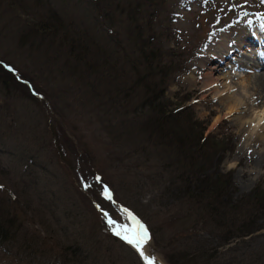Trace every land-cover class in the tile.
<instances>
[{"label":"rangeland","instance_id":"1","mask_svg":"<svg viewBox=\"0 0 264 264\" xmlns=\"http://www.w3.org/2000/svg\"><path fill=\"white\" fill-rule=\"evenodd\" d=\"M95 1L0 0V64L9 66L18 81L26 83L29 89H36L44 100L32 98L20 81L6 74L11 82L6 83L7 89L0 68V197L4 195L7 200L9 218L13 211L20 215L21 220L14 221L22 226L20 237H29L33 242L28 251L14 256L20 244L19 236L5 241L4 248H0V264H30L26 261L31 258L41 260L39 264H145L135 248L114 235L107 223L105 212L119 224H129L123 209H128L151 229L150 240L144 246L145 254L154 256L157 264H169L165 251L176 227L168 223V213L160 204L161 200L154 201L159 196L155 187L145 185L157 184L161 180L155 166L162 167L165 162L163 153L156 151V155L152 152L156 156L152 157L153 161L146 162L149 143L144 139L145 128L141 124V128L136 126L139 121L122 118L116 113L128 111L124 108L127 92L123 96L115 95V105L106 108L104 102L107 98L102 95L99 75L89 78L100 82L95 85L101 95L97 90L95 94L90 93L87 81L76 79L73 82L62 71V68L67 69L63 67L65 58L62 54V42L68 43L65 28L69 30L70 26L80 22L90 30L94 26L92 30L100 35L103 27H108L113 20L114 39L109 38L111 49L108 52L118 62L115 70L126 74L121 76L120 72H113V76L117 73L119 77L110 89L115 93L121 88L128 89L133 105L139 103L142 83H136L127 63L130 59L124 54L135 51L125 40L130 31L129 22L119 11L101 18L105 11L93 10L94 3H98ZM104 1V7L108 2L119 1L118 9L125 11L134 3V0ZM161 2L157 5L150 1L149 9H142L141 15L149 13L147 18L153 28L149 31L160 39L163 49L181 52V66L176 65L177 69L167 78L163 97L165 109L171 114L176 108L187 110L183 120L179 118L178 124L182 127L190 125L186 121L188 111H191L201 122L199 127H204V135L209 133L222 141L216 154L207 156L210 162L218 163L217 171L230 173L233 198L250 194L256 187L264 190V144L257 142L259 138L253 135L257 128L264 130V104L256 103L257 94L250 89L252 83L247 79L243 82L244 76L264 73V68L253 63V60L257 61L256 55H260L259 50L264 49V0ZM45 3L59 13L63 29L58 30V37L46 42L49 46L41 45L31 50L26 44L33 41L24 38L25 44L22 45L20 33L31 30L33 35V27L43 26ZM83 10L90 15L84 14V17ZM248 17L257 21L261 28L253 26L248 39L240 45L235 40L241 36V25ZM255 30L258 39L251 34ZM109 41L106 38V42ZM233 41L231 46L238 52L244 50L252 55L248 63L237 67L240 57H229L220 65L223 68L208 73L211 64L219 65L217 59L208 58L204 65L199 56L218 55ZM120 45L127 47L121 49ZM210 76L220 80L219 83H209L213 80ZM210 86L215 87L211 89ZM230 99L242 102L236 112H227L225 103ZM243 103L248 107H243ZM104 109L108 116L109 110L113 111L109 119H106ZM259 116L262 119L256 126L254 119ZM120 123L126 125L122 128ZM119 134L123 136L124 145H120ZM115 135L117 139H114ZM156 136L153 135L151 140L156 141ZM194 146L199 145L195 142ZM205 148L206 151L212 149L209 145ZM216 170L212 167L208 171L215 173ZM85 182L90 187L85 188ZM105 187L112 194L111 201L102 194ZM191 233L193 245H218L217 235L205 230L201 224ZM36 234L43 240L41 242H45L39 252L33 249L37 246L33 239ZM73 242L81 245L82 258L73 255L68 247L64 250L67 253L64 262L60 255L62 251L57 247L63 248ZM235 245L237 249L231 250L230 247ZM217 252H224L223 259L239 256L247 260L246 264H264V228L231 240L228 245L218 247Z\"/></svg>","mask_w":264,"mask_h":264},{"label":"trees","instance_id":"2","mask_svg":"<svg viewBox=\"0 0 264 264\" xmlns=\"http://www.w3.org/2000/svg\"><path fill=\"white\" fill-rule=\"evenodd\" d=\"M150 1H153L157 5L162 4L161 0H134L131 8L125 11L124 9H118V6H120L119 1H116V3L113 1L112 3H106L105 7L109 8L105 9L103 6L105 1L98 0V3H94L95 6L93 7V10L105 11V14L101 18L105 19V16H110L111 13L119 11V13L125 15L124 19L129 22L130 31L125 40L133 45L132 50L135 51H129L124 54L130 59V62L127 61V63L130 66V70L134 73L136 83H142L141 98L138 104L133 105L128 89L121 88L116 93L113 89H110V85L119 77L117 73L113 76V72H120L121 76L126 74L125 71L115 70L118 62L117 60H113V56L108 52L111 49L109 38L114 39V35H112L114 33L111 30L115 24L113 20L109 23L108 27H103V33H100V35L98 31L92 30L94 26L90 30L80 22L77 25L73 24L76 26L69 27L71 33H69L66 27L65 40L68 43H63L60 39L63 48L62 54L65 58L63 67L67 68H62V71L66 74L67 78L73 79V82H76V79L87 81L90 85L88 91L93 94H95V90L98 91L95 83L100 82L95 81L94 78V81H92L89 77L99 75L103 85L102 89L104 93L102 95L107 98V101L105 100L104 102L106 108H111L115 105V95L119 97L120 95L123 96L124 92H127L128 95L124 97L126 99L124 108L128 109V111L116 113L122 118L139 121L140 123H136V126L141 128L139 125L141 124L145 128L146 138L144 137V139H147L149 143L145 158L146 162L153 161V156L163 153L165 162H163L162 167L158 168L155 166L157 168V170L155 169L156 173L160 172L161 180L157 184L150 183L149 185L146 183L145 185L155 187L157 190L156 195L159 196L154 201L160 202L161 200L160 204L166 208L168 213L166 215L168 223L176 227V231L169 237L167 243L165 251V253L167 252L165 255L167 262L169 264H246L245 261L247 260L243 257L240 259L239 256H230L228 259H223L224 252L218 253L217 248L228 245L231 240L244 238L264 228V190L256 187L250 194L236 199L233 198V185L230 180V173H220L217 171L218 163L210 162L207 156L212 153L216 154L215 152L221 148L222 141L209 133L204 135V127H199L201 122L193 117L191 111H188L186 121L190 125L185 124L182 127L178 124L179 118L183 120V115L187 110L183 111L176 108L171 114L169 110L165 109L163 97L167 78L174 69H177L176 65L179 66L180 64L181 66V52L176 51V49H163L160 45V39L151 33L153 28L150 27L151 22L147 18L149 13L143 17L141 15L142 9L145 7H147L145 8L146 10L149 9ZM45 6L46 8L42 14L44 17L43 26L40 28L37 25L33 27V35L30 33L31 30L28 33H25L26 30L20 33L22 45L25 44L24 38L29 37L31 42L33 41L30 45L26 44L31 50L41 45L45 47L49 46L46 42L58 37V30L60 28L61 30L63 29L60 25L62 21L56 9L54 10L46 3ZM84 14L90 15L89 12L83 10L82 15ZM63 21L66 23L65 20ZM101 34L104 37H101ZM106 38L109 42H106ZM120 47L121 49H125L127 46L120 45ZM0 68L4 73V86L8 89L9 86L6 83L11 82L7 75L11 76V78L13 76L17 81L18 79L4 65L0 64ZM20 84L28 89L32 98L38 101L43 100L41 99V95H37L38 91L36 89H29L27 84L21 83V81ZM98 92L101 95V92ZM109 112L112 114L113 111L109 110ZM104 114L107 115L105 109ZM110 114L109 116L107 115L106 119L111 117ZM176 120L177 126L175 125ZM120 125L123 128L126 124L120 123ZM197 125L198 127L194 129ZM153 135H157L156 141L151 140ZM114 139H117V135L114 136ZM118 139L122 141L120 145L125 144L123 143L122 134H119ZM195 142L199 146L195 147ZM207 145L213 150L206 151L205 147ZM163 146L166 149H160ZM152 152H156L154 153L156 155H152ZM169 159L171 162L167 163ZM212 167L217 172H209L208 170ZM162 172L165 174L164 177ZM6 202L7 200L4 195H1L0 248H4L2 244L5 241L13 240L19 236L20 244L17 246V251L14 252V256H18L23 251H28L33 242L29 241V237L28 239L20 237L19 232L22 226L14 223L15 219L21 220L20 215L16 211H13L14 213L9 218L7 216L9 211ZM261 219L263 221L260 222ZM199 224L205 230L217 235L218 245L208 247L202 246L200 243L196 245L191 243V232L196 230ZM148 230L151 231L150 227H148ZM33 239L37 243V246L33 247V249L39 252L42 247L41 245H44L45 242H41L43 240L38 234ZM236 246L230 247L231 250H236ZM57 248L62 251L60 255L64 262H66L67 257V253L64 250L68 249L73 255L75 254V256L77 255L81 258L82 253H84L81 252V245H77L76 243H71L63 248L58 246ZM26 262L39 264L41 260L31 258V261ZM259 264L261 263L259 262Z\"/></svg>","mask_w":264,"mask_h":264},{"label":"bare ground","instance_id":"3","mask_svg":"<svg viewBox=\"0 0 264 264\" xmlns=\"http://www.w3.org/2000/svg\"><path fill=\"white\" fill-rule=\"evenodd\" d=\"M249 16V15H248ZM255 18L257 19L258 17H256L255 16ZM247 19V18H246ZM259 20V19H258ZM256 21V20H255ZM260 21V20H259ZM245 24H242L241 26H242V28H241V36L239 35L238 37H237V39L235 40L236 42H238V44H240V45H242L241 43H243L244 44V41H245V39H248V35L250 34V31H251V28L254 26L255 28H261V26H258V24H257V21L256 22H253V20H249V17H248V20L246 21L245 20V22H244ZM248 23V24H247ZM264 25V24H263ZM260 32V31H259ZM262 32V31H261ZM253 36H255L257 39L259 38V36H258V31L257 30H255V33H251ZM261 35V34H260ZM264 35V34H263ZM252 36V37H253ZM263 39V38H262ZM259 41V40H258ZM260 42V41H259ZM234 44V41L233 42H231V44H227L228 46H227V48L225 49H221V51L219 52V54L217 55V54H215L214 55V53H211V54H213L212 56H210L209 54H208V56L209 57H207V56H204V55H200L199 56V61H200V63L201 64H204V65H206L205 63H208L207 62V59L209 58V59H212L213 57L215 58V59H217V62L219 63V65H215L216 63H213V64H211L210 65V67H209V71H207L208 73H212L213 71H216L217 69H220V65L221 64H223V60L225 59V60H227V58H229V57H232V59H235V57L234 56H238V57H240V59H238V61H237V67L239 66H244V65H246L247 64V60L249 59V56L250 55H248V54H246V52L244 51V50H242V51H240V52H238V50H237V48H235L234 46H231V45H233ZM244 46V45H243ZM263 47H264V42H263ZM243 49V48H242ZM247 50H250V47H247L246 48ZM207 51V50H206ZM259 52H260V55H256V57L258 58H255L257 61H254L253 60V58H252V60H253V63H255L256 65H260L259 67H262V68H264V49H262V50H259ZM208 53V52H207ZM216 53V52H215ZM246 54L245 56L243 55V54ZM256 54V53H255ZM250 57H252V55L250 56ZM213 60V59H212ZM224 60V61H225ZM230 60V59H229ZM249 61V60H248ZM258 61H260V62H258ZM256 65H254V66H256ZM203 66V65H202ZM221 68H223V66L221 67ZM244 68V67H243ZM255 70V69H254ZM253 71V70H252ZM251 72V71H250ZM254 72V71H253ZM259 72V71H258ZM204 73V72H203ZM208 73H206V74H208ZM213 73H215V72H213ZM260 73V72H259ZM211 77V76H210ZM214 77V76H213ZM228 77H230V76H228ZM244 77H246V78H244ZM243 78V82H245L246 81V79H247V81L250 83H252V86L250 87V89L253 91H255V94H257V104H264V73H260V74H256V75H254V76H250V75H247V76H244ZM212 78V77H211ZM213 80H211L209 83H219V81H217L216 79V77H215V79L214 78H212ZM219 79V78H218ZM210 80V79H209ZM205 84H208V83H205ZM203 85V84H202ZM215 86H210V88L211 89H213ZM219 87V86H218ZM207 88H208V86H207ZM249 88V87H248ZM208 90V89H207ZM218 91V90H217ZM219 92V91H218ZM221 92V91H220ZM222 93V92H221ZM218 101V100H217ZM234 100H232V99H230L229 101H227L226 103H225V105L227 106H225L226 108H227V112H232V111H235L236 112V110H237V108H238V106H239V104H242V102L241 101H239V100H235L234 102H233ZM230 102H231V104H232V102H233V104L231 105L230 104ZM244 104V106L243 107H248L247 106V103H243ZM264 106V105H263ZM242 108V107H241ZM247 112V111H246ZM233 113V112H232ZM240 117V116H239ZM239 119V118H238ZM261 119H262V117L261 116H259L258 118H256V119H254V125H256L257 126V124L259 125V123H260V121H261ZM244 123H246L245 121H244ZM253 133H255V134H253ZM252 134L253 135H255V137L256 138H259L258 139V141L257 142H260V143H262V144H264V130L260 127V128H257V130L256 131H254ZM253 135H251V136H253ZM250 136V137H251ZM248 138L249 139V143H251L250 142V140H251V138ZM253 139V138H252ZM246 140V139H245ZM254 140V139H253ZM252 141V140H251ZM255 142V141H254ZM246 146V145H245ZM255 146V145H254Z\"/></svg>","mask_w":264,"mask_h":264},{"label":"snow or ice","instance_id":"4","mask_svg":"<svg viewBox=\"0 0 264 264\" xmlns=\"http://www.w3.org/2000/svg\"><path fill=\"white\" fill-rule=\"evenodd\" d=\"M5 67H7L10 71L12 70L9 66ZM84 187L88 188L90 185L85 182ZM102 194L106 199L110 201L112 200V194L107 187L103 189ZM123 211L130 221L129 224H119L115 219L111 218L107 212L104 213L113 234L135 248L144 260L145 264H157L155 257L146 255L144 251V246L150 240L148 228L128 209H123Z\"/></svg>","mask_w":264,"mask_h":264}]
</instances>
